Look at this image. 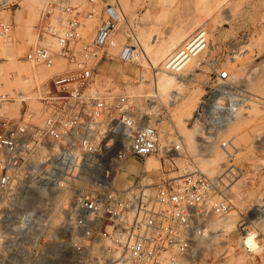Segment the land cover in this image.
<instances>
[{
	"label": "built area",
	"instance_id": "built-area-1",
	"mask_svg": "<svg viewBox=\"0 0 264 264\" xmlns=\"http://www.w3.org/2000/svg\"><path fill=\"white\" fill-rule=\"evenodd\" d=\"M21 1L0 0V12L16 11ZM42 2L38 43L24 58L50 68L60 56L72 68L32 94L0 93V111L8 103L20 105L18 119L0 113V264H201L205 245L217 233L212 219L232 209L221 187L233 168L225 178L209 177L181 137L162 140L153 117L156 96L145 98L142 112L130 96L98 91L104 59L140 64L146 57L116 0H87V8L74 0ZM55 16L60 32L53 28ZM92 20L97 26L86 41L85 22ZM12 31L13 22L0 18V38ZM208 34L199 27L161 69L148 62L149 70L183 75L208 49ZM48 36L55 38L57 51L43 43ZM229 77L226 70L219 74L222 81ZM221 111L215 108L205 122L221 121ZM151 156L160 163L156 176L127 169ZM121 174L125 187L119 186ZM71 187L74 207L66 218L67 237L55 238L60 254H47L42 222L52 214L42 215L40 200ZM31 200L34 204L28 205Z\"/></svg>",
	"mask_w": 264,
	"mask_h": 264
},
{
	"label": "rangeland",
	"instance_id": "rangeland-1",
	"mask_svg": "<svg viewBox=\"0 0 264 264\" xmlns=\"http://www.w3.org/2000/svg\"><path fill=\"white\" fill-rule=\"evenodd\" d=\"M116 1L126 19L133 25L136 36L140 38L142 34L147 35L146 38L149 37L148 41L154 48L166 41L176 30H190L196 26L187 35L188 38L199 27L207 28L209 47L203 56L195 59L193 68L191 67L179 90H169L164 94L156 91L154 95L152 90L156 88V76L161 74L155 76L149 70L147 57L144 58L146 65L141 61L140 64H128L116 58L104 59L98 67L97 89L113 97L130 96L129 92H133L134 97H131L136 101L134 102L137 107L145 103L146 97H142L143 95L153 94L151 96H156L153 100L157 103L154 118L159 121L160 129L166 131H161L163 139L170 135L181 137L187 153L209 177L225 178L229 173L228 169L233 168V174L229 180H225V185L222 184L221 192L232 203L229 215L235 213V216L226 215L211 221L212 228L215 227L217 233L205 245L201 264H235L238 259L241 262L238 261V264H264V0ZM74 3L87 8V0H74ZM42 7V0H22L16 11L0 12V18L13 22L12 33L6 38H0L3 46L5 45V54L18 50L22 52L17 56V65L10 64L5 55L0 56V64L4 66L0 76V93L16 89L32 94L35 88L41 87L49 78L72 68L67 60L60 56L55 58L50 68L32 64L24 58L26 52L37 44L39 32L36 26L40 23ZM57 20H53V27L56 32H60L61 24ZM85 24L84 39L89 41L94 35L97 22L92 20L86 21ZM50 39L52 42L48 40L49 45L57 51L54 39ZM122 39L119 38V45L122 44ZM116 53L117 49L110 50L111 56ZM25 65L28 68L24 70L22 67ZM224 70L229 72L228 81L219 79L220 72ZM166 75L177 77L169 73ZM178 92L181 95L191 93L194 97L195 109L186 123L187 129L195 128L194 149H188L185 137L176 129V117L185 115L181 100L174 97ZM214 99L220 101L218 108L222 110L221 115L225 112L223 107L231 106V109H236L234 110L237 116L231 128L229 126L228 129H218L215 125L205 122L208 113L211 115L209 109L214 111ZM31 104L35 108L41 106L37 102ZM0 113L18 119L20 105L5 104ZM199 113L204 114L199 116ZM198 129L203 134H199ZM258 133L260 135H257ZM221 157L227 159H224L226 165L223 167L215 163ZM208 159H212L213 163H206ZM145 164L146 162L142 161L134 165L144 171ZM157 173L155 170L149 174L156 176ZM119 181L120 187L126 186L124 174L119 176ZM68 190L73 189H63L54 195L56 202L52 207V218L42 222L45 224L41 237L44 246L55 241V237L49 239L48 232L53 231L61 235L59 239L67 237L66 228L61 223L63 203H60L58 198ZM218 220H221L222 226L215 225L214 222ZM244 227L254 233L247 240L242 237L241 228ZM251 245L253 250L250 249Z\"/></svg>",
	"mask_w": 264,
	"mask_h": 264
},
{
	"label": "bare ground",
	"instance_id": "bare-ground-1",
	"mask_svg": "<svg viewBox=\"0 0 264 264\" xmlns=\"http://www.w3.org/2000/svg\"><path fill=\"white\" fill-rule=\"evenodd\" d=\"M29 1H32V2H35L36 0H29ZM227 10V9H226ZM225 11V10H224ZM55 18H57L58 20L57 21H59V18H58V16H55V17H53V19L52 20H54ZM60 22V21H59ZM195 25H198V24H195ZM54 26V25H53ZM184 26V25H183ZM185 27H187V25H185ZM196 27V26H195ZM194 26H193V28H195ZM54 28V27H53ZM178 28H181V27H178ZM193 28H189L190 30H188L187 28L185 29V30H183V28L182 29H179V30H176V31H174L173 32V34H171V36L170 37H168V39L166 40V41H164V42H162V44L161 45H159L158 47H156V48H154V46H153V44H150L149 43V41H148V39H149V37H147L146 38V36L145 35H141L140 36V38H139V41L141 42V44H142V46H143V48H144V51H145V54H146V57L149 59V61H147V62H150V65L152 66V68H155V69H161L162 67H163V64L165 63V61L174 53V52H176L180 47H182V45L184 44V42L190 37H188L187 38V35L191 32V30H193ZM55 30V29H54ZM142 32V31H141ZM144 32V31H143ZM172 33V32H171ZM50 38H53V37H51V36H48V37H46V39L44 40V44H46V45H49V42H48V40H51ZM187 38V39H186ZM54 39V41H53V43L55 42V45L57 46L56 47V49H58V45H57V42H56V40H55V38H53ZM186 39V40H185ZM122 40H124V39H122ZM50 42H52V40L50 41ZM36 43H38V40H37V42ZM183 43V44H182ZM182 44V45H181ZM179 45H181L179 48H177ZM50 46V45H49ZM177 48V49H176ZM175 50V51H174ZM172 51H174V52H172ZM22 52L21 51H17V52H13V53H9L8 55L7 54H5V45L3 46V41H1L0 40V56H3V55H5L6 56V58H7V60L9 61V63L10 64H13V65H17V64H19L18 62V58H17V56L19 55V54H21ZM171 53V54H170ZM169 54V55H168ZM168 55V56H167ZM167 56V57H166ZM203 56V55H202ZM146 58V59H147ZM141 62L144 64V65H146L147 63H146V61H145V59H142L141 60ZM193 63H195V60L194 61H192L191 63H190V65L188 66V69H187V71L183 74V75H180V76H177V77H168L167 75H166V73H160L161 75H158V76H156V88H157V91L159 92V94L161 93V94H164V93H166L167 91H169V90H179V86H183V82H185V78H186V76H187V74L189 75V73H190V70H191V67L193 68ZM149 64V63H148ZM197 65V64H196ZM147 67V66H146ZM24 70H25V68L27 69L28 67H27V65H25L24 67H22ZM3 71H4V66L2 65V64H0V76H1V74L3 73ZM192 74V73H191ZM152 78H154V77H152ZM145 81V80H144ZM1 83V82H0ZM153 84H154V82H153ZM154 86H155V84H154ZM141 90H143V89H141ZM140 91V90H139ZM142 93H143V91H141ZM140 93V92H139ZM129 94H130V97L132 96V97H134L133 96V92H129ZM150 94V93H149ZM180 94V92H178L174 97H176L175 99H178V100H181V102H182V107H183V110L185 111V115H179V116H177L176 118H177V120H178V124H176V125H178V126H176V129H177V132L179 133V134H182L184 137H185V140H186V143H187V146H188V149H194V145H193V143H194V139H193V133H194V131H195V128L194 129H187L186 128V123H187V121H188V118H189V116H191L192 115V112H193V109H195L194 108V97H193V95L190 93V94H188V95H179ZM151 95H153V94H151ZM151 95H143L142 97H147V96H151ZM134 99V98H133ZM136 99V98H135ZM143 99V98H142ZM135 101V100H134ZM136 102V101H135ZM212 103L214 104L213 106H214V111L213 110H211V109H209V111L208 112H210V114L212 115V113L213 112H215V106L216 107H218V105H219V103H220V101H219V99L218 100H213L212 101ZM138 104V103H137ZM230 104V103H229ZM136 105V104H135ZM232 105V104H231ZM137 106V105H136ZM221 107V106H220ZM231 107V106H230ZM230 107H221L222 109H224L225 110V112H224V115L222 116L221 115V118H223L221 121H219V122H217V123H212V125H215L216 126V128H218V129H223V128H227L228 129V127L230 126V128H231V124H233V122H234V118L237 116V114H236V109L235 108H233V109H231ZM139 108V110H141L142 112H144L145 111V109H144V107L143 106H139L138 107ZM156 108V107H155ZM155 108H154V114L155 113H157L156 111H155ZM212 108V107H211ZM235 109V110H234ZM157 110V109H156ZM202 110V109H201ZM211 110V111H210ZM175 116V115H174ZM173 116V117H174ZM153 117H155V115L153 116ZM186 117V118H185ZM175 120V119H174ZM196 121V120H195ZM175 122H176V120H175ZM235 123V122H234ZM210 125V124H209ZM208 125V126H209ZM233 126V125H232ZM197 128V127H196ZM197 130V129H196ZM200 129H198V131H199ZM224 130V129H223ZM161 131L162 132H164L162 129H161ZM201 131V130H200ZM199 131V134H203L202 132H200ZM166 132V131H165ZM164 132V133H165ZM171 132V131H170ZM170 132H168V133H170ZM215 134V133H214ZM255 135V134H254ZM257 135H260V133H258ZM244 136V135H243ZM259 137V136H258ZM171 138H173L171 135L167 138V139H171ZM162 140H165V139H162ZM203 145V144H202ZM201 145V146H202ZM206 147H207V145H206ZM224 149H226V147L224 148ZM224 159H226V158H224V157H221V158H219L217 161H215V163L216 164H218V165H220V166H225L226 164H225V160ZM227 160V159H226ZM213 163V160L212 159H208V160H206V163ZM159 165H160V163H159V160L155 157H149L147 160H146V164H145V170H147V171H149V172H152V171H155V170H157L158 169V167H159ZM127 169L128 170H131V171H135V172H137V171H140L139 170V168L136 166V165H134V164H129L128 166H127ZM233 171V170H232ZM231 171V172H232ZM124 176H126L125 174H124ZM60 190H63V189H60ZM60 190H56L55 192H54V194H52V195H50V197L48 198V199H42L41 198V200H40V204H41V207H42V215H45V216H48V215H51L52 214V207H53V205L55 204V202H56V200H54V195L57 193V192H59ZM230 191H231V189H230ZM232 191H233V189H232ZM234 193V192H233ZM236 193V192H235ZM72 198H73V191H71V190H68V192H66L65 194H63L62 196H61V198H58V199H60L59 200V202L60 203H63V206H62V224H63V227L64 226H66V224H67V219L66 218H69V215H71V213H72V210H73V207H74V205H73V203H72ZM239 201H241V200H239ZM236 202V201H235ZM27 204L28 205H33L34 204V201L33 200H31V201H28L27 202ZM59 204V203H58ZM240 204V203H239ZM45 208V209H44ZM229 215V214H228ZM230 217H234L235 216V213H231L230 215H229ZM215 218H217V217H215ZM214 219V218H213ZM212 219V220H213ZM218 219V218H217ZM215 223V225H217V226H222V223H221V220H218V221H216V222H214ZM212 224V223H211ZM214 225V226H215ZM52 226H53V224H52ZM212 226V225H211ZM216 226V227H217ZM50 229V228H49ZM212 229H216L215 227L214 228H212ZM241 230H243V236L242 237H244V239L245 240H247L248 238H250L251 236H253L254 235V233L253 232H251V230L248 228V227H244V228H241ZM245 230H248V232L247 231H245ZM52 231V230H51ZM61 235H58L56 232H53L52 231V233L51 232H48V237H49V239L51 238V237H55V238H58L59 239V237H60ZM256 238V237H255ZM254 238V239H255ZM52 239V238H51ZM250 249H252L253 250V247H252V245L250 246ZM45 253H47V254H60V252L57 250V246H55L53 243H50V244H47L46 246H45ZM233 260V259H232ZM240 259H238V261H239ZM237 261V262H238ZM235 262V261H234ZM235 263V264H238V263ZM240 262V261H239ZM57 264H60L61 263V261H59V260H57V262H56ZM241 263V262H240ZM239 263V264H240ZM127 264H132V263H127Z\"/></svg>",
	"mask_w": 264,
	"mask_h": 264
}]
</instances>
